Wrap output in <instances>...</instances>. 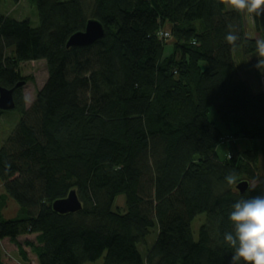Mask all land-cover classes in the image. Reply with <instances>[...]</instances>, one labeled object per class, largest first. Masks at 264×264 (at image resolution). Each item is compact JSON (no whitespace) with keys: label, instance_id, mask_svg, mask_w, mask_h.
<instances>
[{"label":"trees","instance_id":"trees-1","mask_svg":"<svg viewBox=\"0 0 264 264\" xmlns=\"http://www.w3.org/2000/svg\"><path fill=\"white\" fill-rule=\"evenodd\" d=\"M32 1L38 26L0 13V87L30 81L31 61L49 76L28 107L15 87L22 116L0 146V264H15L2 243L37 264H232L231 205L264 195V90L234 57L257 54L242 11L227 0ZM91 19L105 36L68 48ZM254 24L264 40V14ZM240 138L250 146L238 150ZM71 191L81 210L57 213ZM9 199L19 210L5 218Z\"/></svg>","mask_w":264,"mask_h":264},{"label":"rangeland","instance_id":"rangeland-1","mask_svg":"<svg viewBox=\"0 0 264 264\" xmlns=\"http://www.w3.org/2000/svg\"><path fill=\"white\" fill-rule=\"evenodd\" d=\"M0 13L12 15L15 19L23 20V19H30L31 22L35 26L39 25V17L38 11L36 8V4L32 0H0ZM244 14V24H245V35L250 37L251 39L263 40L261 34H259L258 29H256V25L254 24V17L249 15L246 11L241 10ZM242 50V49H241ZM238 50L234 53L235 61L238 67L240 68V76L245 80L250 82L251 88L255 92H259V90H264V67H261L260 70L256 68L258 60L264 64V58L258 56V54H249L244 56V54ZM22 73L23 76L30 78V81L22 85V93L25 99L26 107L30 106L34 100V97L38 90L42 88L45 82L48 79V70L47 65L44 60L42 61H31L27 63H23L22 65ZM210 118L211 120L215 121L222 130H226L223 122L220 121L218 112L214 108L210 109ZM22 116V110L19 108H14L12 110H8L3 113L0 117V146H2V142L5 138H7L16 124L20 121ZM238 148V150L246 149L250 146L245 139H234L233 140ZM227 143L221 144L219 146V154L224 157L226 156L227 151ZM260 172H259V179L261 180L264 178V163L261 162ZM258 180H253L250 182L251 185L258 182ZM4 186L0 181V195L4 192ZM115 207H119L121 211H124V207L126 205L125 196H119L115 201ZM123 207V208H122ZM19 207L17 203H15L12 199L8 200L5 209L3 210L4 217H14L18 212ZM205 222V214H201L200 216L196 217L192 222V232L194 233V237L197 238L199 235V228L201 224ZM152 242V239L149 240ZM3 251L4 252V260L10 263L15 264H37L34 256H31V259L28 262L22 261L20 254L15 250H10L5 247L2 243ZM104 258H101L97 261L88 262L85 264H103Z\"/></svg>","mask_w":264,"mask_h":264},{"label":"clouds","instance_id":"clouds-1","mask_svg":"<svg viewBox=\"0 0 264 264\" xmlns=\"http://www.w3.org/2000/svg\"><path fill=\"white\" fill-rule=\"evenodd\" d=\"M235 10L246 11L253 17L264 14V0H227ZM229 44L239 39L229 32L225 36ZM256 51L264 58V40L256 41ZM264 64L258 60L256 68L260 70ZM229 185L236 181L232 176L226 177ZM231 231L223 233V241L233 249L232 264H264V195L241 198L231 205L228 213Z\"/></svg>","mask_w":264,"mask_h":264},{"label":"water","instance_id":"water-1","mask_svg":"<svg viewBox=\"0 0 264 264\" xmlns=\"http://www.w3.org/2000/svg\"><path fill=\"white\" fill-rule=\"evenodd\" d=\"M105 36V30L102 23L99 20L91 19L88 21L84 31L76 32L67 41V47H85V45H90L95 43ZM25 81L17 84L15 87H21L24 85ZM15 87L8 89L0 87V110H12L16 107V100L14 99ZM241 193L246 192L249 189V182L242 181L237 185ZM53 208L57 213H70L80 211L83 204H81L78 194L75 191L69 192V196L66 198H61L55 201Z\"/></svg>","mask_w":264,"mask_h":264},{"label":"built area","instance_id":"built-area-1","mask_svg":"<svg viewBox=\"0 0 264 264\" xmlns=\"http://www.w3.org/2000/svg\"><path fill=\"white\" fill-rule=\"evenodd\" d=\"M170 34L168 32L160 31L159 38H169Z\"/></svg>","mask_w":264,"mask_h":264},{"label":"bare ground","instance_id":"bare-ground-1","mask_svg":"<svg viewBox=\"0 0 264 264\" xmlns=\"http://www.w3.org/2000/svg\"><path fill=\"white\" fill-rule=\"evenodd\" d=\"M90 21V20H89Z\"/></svg>","mask_w":264,"mask_h":264}]
</instances>
